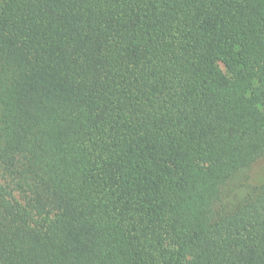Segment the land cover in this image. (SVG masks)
<instances>
[{
  "label": "trees",
  "instance_id": "1",
  "mask_svg": "<svg viewBox=\"0 0 264 264\" xmlns=\"http://www.w3.org/2000/svg\"><path fill=\"white\" fill-rule=\"evenodd\" d=\"M0 264H264V0H0Z\"/></svg>",
  "mask_w": 264,
  "mask_h": 264
}]
</instances>
